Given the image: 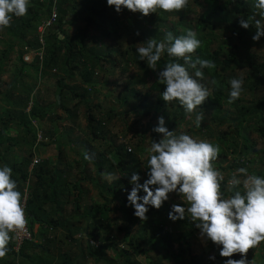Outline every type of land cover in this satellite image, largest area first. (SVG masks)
Instances as JSON below:
<instances>
[{"label": "trees", "instance_id": "trees-1", "mask_svg": "<svg viewBox=\"0 0 264 264\" xmlns=\"http://www.w3.org/2000/svg\"><path fill=\"white\" fill-rule=\"evenodd\" d=\"M255 2L188 0L187 7L179 12L157 9L155 13L144 16L128 9L117 13L114 6H108L107 0H29L25 16H13L10 26L0 28V76L7 62H10L11 68L14 66L13 70H6L12 72L6 87L2 88L0 79V167L7 165L12 169V179L22 194L21 203L25 201V216L33 236V241L25 243L17 253L14 235L10 233L7 255L0 258V264H88L89 261L120 264L110 257V251L120 255L124 260L121 264H137L133 259L140 257L151 264H165L168 260L174 264H185L184 256L191 249L187 240L191 242L200 233L195 227L199 221L193 222L190 215L183 220H170V223H175L177 231L181 232V228L185 230L184 234L175 237L174 226L170 228L165 223L166 216L169 219L171 212L167 204L163 203L159 209L148 205L146 214L154 213V218L146 221L134 215V208L127 197L133 187L130 183L133 173L141 177V184L148 179V163L142 169L140 161L147 131L140 133L137 130L140 137L133 150L128 144L117 143L113 133L114 122L125 120L131 113L163 117L169 131L186 122L189 115L178 101H163L161 93L165 85L157 75L167 63L184 64V59L171 57L165 51L156 71L148 67L146 59H140L136 49L140 46L138 44L145 43L149 38L163 40L168 32L179 37L186 35L188 30L196 31L201 46L189 54L191 63L199 57L212 60L215 68L203 69L201 79L195 77L198 65L197 69L186 67L193 78L210 90V95L198 106L195 115L202 111L204 119L210 121L202 133L203 138L220 148L219 162L213 161V166L218 165L223 171H228L221 181L222 195H234L237 189L230 191L228 180L231 173L239 168L264 177V147L258 148L256 140L242 131L246 121H254L255 132L264 140V37L259 41L252 39L256 31L255 19L264 23V18L259 16ZM193 7L198 10L194 11ZM53 13H57L56 21L45 27L41 35L40 27ZM191 13L195 15L192 19L189 17ZM241 18L249 20L248 29L240 26ZM93 29L98 35L91 34ZM217 32H229L230 36L224 43L234 42L231 51L226 54L212 49L219 37ZM124 33L128 42L132 40L127 47L119 41ZM60 34L64 38L61 39ZM104 39H115L118 46H112ZM30 54L36 56L27 61L26 57ZM114 54L129 67L136 68L138 73L131 86L118 93L116 106L113 103L114 107H106L105 103H96L92 93L100 84L97 72L116 69ZM150 75L154 81L148 93L137 90L138 85L146 86L142 77ZM28 78L30 82L26 80ZM51 78L56 80V100L47 103L31 80L43 82L47 79L46 83L51 85ZM232 78L243 80L242 93L244 97L252 95L251 99L239 98L228 103L229 81ZM213 80L217 82L215 85L211 83ZM153 96L156 100H151ZM81 105L86 109L88 126L85 132L88 139L76 136ZM45 122H52L58 127L43 131L41 127ZM65 122L71 126H65ZM225 125L229 126L228 131L221 129ZM99 141L108 144L104 151L97 153L93 142ZM66 144L75 154L80 147L94 154V159L90 161L80 154V179L74 177L72 164L67 163V158L63 156ZM42 147L59 150L58 165L41 160L32 167ZM129 148L131 151H128ZM222 164L225 166L222 167ZM90 166L96 168L98 179L88 176ZM105 172L121 175L114 184L106 182L104 189L101 187V195H112V201L120 203L118 208L112 209L109 198L102 195L105 205L95 204L83 211V201L89 194L81 185L88 180L101 183V173ZM239 190L242 191V185ZM139 195L142 197L145 193L141 191ZM113 213L122 215L116 228L119 234L125 235V249H120L117 238L111 236ZM37 225L39 230L36 233ZM175 244L178 245L176 250ZM238 254L232 257L219 255L210 264H226L228 259L239 260L241 255ZM254 264H264L261 253L255 256Z\"/></svg>", "mask_w": 264, "mask_h": 264}, {"label": "clouds", "instance_id": "clouds-1", "mask_svg": "<svg viewBox=\"0 0 264 264\" xmlns=\"http://www.w3.org/2000/svg\"><path fill=\"white\" fill-rule=\"evenodd\" d=\"M108 6H114L120 13L122 9L144 16L155 13L157 9L164 12H179L188 5V0H107ZM29 0H0V28L10 26L13 16L23 17L28 12ZM254 7L259 16L264 18V0H256ZM252 19H255L254 17ZM240 26L250 27L247 19L241 18ZM253 41L264 37V23L255 19ZM139 35V33H136ZM136 51L140 59H146L147 65L157 70L162 55L167 52L171 57L183 58L185 63L169 62L159 70L158 80L165 85L161 93L166 103L178 101L191 115L210 95V90L189 73L190 66L195 77L203 78V69L215 68L212 60L197 57L191 63V56L201 46L196 31L188 30L186 35L174 36L166 33L163 40L149 38L138 44ZM213 85L217 82L211 81ZM228 103L239 99L243 91V80L232 78L230 81ZM203 112L195 115V124L201 126ZM152 131L160 134L159 142L151 141L148 152V179L139 183L141 177L137 173L131 175V192L128 194L129 204L134 208V215L141 221L148 219V205L159 209L169 199L170 193L181 196L186 207L174 204L169 213L170 220H183L186 213L193 222L199 221L195 227L200 230L201 238H207L216 245H222L220 255L232 257L241 254V259H228L226 264H249L246 254L264 241V177L249 175L247 169L239 168L231 173L228 180L229 190L237 189L234 195L224 197L221 192V181L224 174L213 167L220 152L218 145L206 140H196L188 134L169 131L165 127L163 117L158 118V126ZM87 161L94 159V154L84 153ZM102 178L112 182L120 177L112 173H101ZM243 176V179L239 177ZM242 185V191L239 186ZM154 188V190H153ZM143 191L144 196L139 193ZM22 194L17 190V183L12 179V169L7 165L0 167V258L7 255L10 233L23 231L27 225L25 210L21 203ZM214 259V257H210Z\"/></svg>", "mask_w": 264, "mask_h": 264}, {"label": "rangeland", "instance_id": "rangeland-1", "mask_svg": "<svg viewBox=\"0 0 264 264\" xmlns=\"http://www.w3.org/2000/svg\"><path fill=\"white\" fill-rule=\"evenodd\" d=\"M194 11L198 10L197 8L193 7ZM191 19L195 17L194 14L191 13V15L189 16ZM72 18V17H71ZM71 18H69L68 20H71ZM92 35H98V32H96L94 29L91 33ZM125 35L122 36V39H120L119 41L122 42L124 44L125 47L129 46L130 41L132 42V40H127V34L124 33ZM217 34L219 35L217 42H214L212 45V49H218L220 51H222L224 54L228 53L229 51H231V46L234 44V42L229 41L230 43H224L227 41V37L230 36V33L227 32H217ZM104 42L110 44L112 46H118L116 44V40H107L104 39ZM43 54V53H41ZM36 56V54H30L28 55L29 60L28 61H32L33 58ZM14 57V56H13ZM115 57V61L117 63L116 69L113 70H108L105 73H102L100 71L97 72L96 77L98 78V80H100V84H98L95 88V90L92 93V96L96 99V103H105L106 107H114L112 104H115L116 96L118 95V93H121L124 91L126 86H131L132 81L134 80V76H136V74L138 73V70L136 68L133 67H129L120 56L114 54ZM10 62H7L6 67L4 68V73L0 76L1 82H2V88L6 87V84L9 83L11 81L12 78V72H6V70H8V68L10 69L11 67ZM14 69V66H12L11 70ZM158 70V67H157ZM156 70V71H157ZM52 79V78H51ZM142 79H144V81L146 82V86L143 85H138L137 86V90L142 91L144 93H148L149 91V86L152 84V82L154 81V78L150 76L145 77L143 76ZM27 81H29V78L26 79ZM30 82V81H29ZM31 82H33V85H37V89L39 90V93H42V97L44 98V100H47V103H52L55 102L56 97H55V93L53 92L51 85L47 84V79L43 80V82H35L33 80H31ZM52 82L55 83L56 80L53 78ZM80 82L78 81V84ZM1 97V96H0ZM239 98H246V99H251L252 95H247L244 97L243 93H241ZM151 100H156L155 96H153V98H151ZM177 101H173L171 103H175ZM116 106V104H115ZM2 108V103L0 100V111ZM80 117H79V123L80 126L79 128L76 129V136L79 135L81 137H83V139H88L86 136V130H87V122H86V109L85 107H83V105H81L80 108ZM122 110V108H120ZM63 112L61 111V114ZM160 116H158L157 118H152V116L149 117H144L143 114H134L131 113L129 117H127L125 120H119V121H115L114 122V127H113V133L115 135V139L117 140V143H125L128 144L129 147H131L133 150L135 149V145L138 143V139H139V134L137 133V130L140 131V133H144L145 130L146 135H145V141L143 143L144 146V150L142 151V153L140 154V161H141V165H143L142 169L145 168V165L148 163V152L147 149L150 147L151 145V141L149 140V138H151L152 140H155L156 142L158 140H160L162 138V136L154 131H152V129L156 126H158V118ZM152 122V123H151ZM210 124L209 120L204 119L201 122V126L197 127L195 124V112H193L190 116L186 117V122L179 125V127H175L173 129V131H177V134L179 133H185L190 135L191 137H193L196 140H204L203 137V132H205V127L207 125ZM65 126L70 125V123L65 122L64 123ZM150 125V126H149ZM232 125V124H231ZM71 126V125H70ZM52 127H58L55 124H53L52 122H45L44 125H42L41 130L43 131H50L52 129ZM151 127V128H149ZM231 127V126H230ZM135 129V131H134ZM221 129L228 131L229 126L225 125L223 126ZM255 124L254 121H246L244 124V128H242V131H244L243 134H248L253 140H256L257 144H258V148H262L264 147V140L260 139L259 135L255 132ZM41 133V132H40ZM213 137V139L215 138V135L211 136ZM239 140V137H238ZM94 146H95V151L97 153H99V151H104V149L107 147L108 142H104V141H99V142H93ZM67 147L63 149V156H65L67 158V160L71 159V163H74L75 160L77 161H82L81 155L80 154H84L85 153V149L84 148H78L77 151L78 153L75 154L71 147H68V144H66ZM41 152L40 155L41 157L37 158L39 161L43 160L44 157L45 158H51L54 157L55 159L60 155L59 150L56 147H51V148H41ZM96 157V156H95ZM231 157V156H230ZM229 157V158H230ZM216 162H219L218 159L215 160ZM225 164H222V167H224ZM80 167H82V165H80ZM214 168H216L217 170H219L221 173L224 174V176L228 173V171H223L222 169H220L218 167V165L213 166ZM96 168L94 166H90L89 172H88V176H97L96 175ZM252 171H250L248 174H251ZM77 174H80V171H77ZM117 177L121 178V175H117ZM119 178V179H120ZM244 177L240 178L243 179ZM118 179V180H119ZM108 181V180H107ZM117 180H114L112 183L114 184V182H116ZM111 200H109V205L112 209H117L119 206V202H113V196L111 195ZM164 204H167L169 206V209L172 211V206L174 204H179L180 206H183L184 201L182 200L181 196L178 195L177 193H170L169 194V199L167 201L164 202ZM148 218H154V213H148L146 214ZM186 215H188L186 213ZM166 216V215H165ZM122 215L121 213H113L112 215V234L111 236H114L115 238H117L118 240V245L120 249H125V235L124 234H119L118 232V228L117 227V220L121 219ZM165 223H167V226L169 225V227H173L175 225V223H170V219L167 218L165 219ZM178 228V226H177ZM38 229V227L36 228ZM173 231L175 234V237L180 234H184L185 230L183 228H181V232L177 231V229H175V226L173 227ZM189 243H191V249L190 251L184 256L185 258V264H210L214 259L217 258V256L220 255V251L222 249V245H216L214 244L212 241L208 240L207 238H201L200 233L195 235V237H193V240H191V242L189 240H187ZM263 243L261 242L257 247H255V249L253 251H249L246 254V259L249 261V264H254L255 262V256L258 255L259 253H261L262 258L264 259V250H263ZM175 250L178 248V245L175 244ZM241 255V254H238ZM110 256L112 258H114L116 261H118L120 264L122 263L121 257L120 255H118L117 253H115L114 251H110ZM210 257H214V259H210ZM242 258V257H241ZM240 258V259H241ZM192 259L197 260L196 262H193ZM135 262H137V264H151L149 260H147L144 257H140V258H136L133 259ZM90 264H94V263H90ZM165 264H174L173 261L168 260L165 262Z\"/></svg>", "mask_w": 264, "mask_h": 264}, {"label": "crops", "instance_id": "crops-1", "mask_svg": "<svg viewBox=\"0 0 264 264\" xmlns=\"http://www.w3.org/2000/svg\"><path fill=\"white\" fill-rule=\"evenodd\" d=\"M55 83H51V88H52V90H53V92L55 93ZM41 148L39 149V152L37 153V155H36V157L37 158H39V157H41V155H40V152H41ZM35 157V158H36ZM59 156L55 159L54 157H51V158H45L44 157V159L42 160V161H48L50 164H53V165H58V163H59ZM67 163H70V164H72V166H73V174H74V177L76 178V179H80L81 178V176H80V174H81V171H80V169H79V164L81 163L80 161H77V160H75V162L74 163H71V159H69L68 161H67ZM32 167H34L33 165H32ZM77 171H80V174H77ZM97 172V171H96ZM96 175L97 176H92L93 177V179H98L99 178V176H98V173H96ZM106 182H108L106 179H104V178H102L101 177V183H99V181H97V182H95L94 180L93 181H85V182H83V184L81 185V187L85 190V191H87V193L89 194V196H88V198H86L84 201H83V204H82V208H83V211H86L87 210V208H91L92 206H94L95 204H99V203H102L103 205H105L106 204V200L104 199L103 200V197H102V195H104L105 197H108L109 198V200H111V198L109 197V193L107 194V193H104V194H102L101 195V192H102V190H101V187H103V189H104V185H106L105 183ZM109 183V182H108ZM112 183H110V185H111ZM78 194V193H77ZM38 227V229H36ZM38 230H39V226L37 225L36 227H35V232L37 233L38 232ZM109 255H110V252H109ZM111 257V256H110ZM90 262L91 261H89L88 262V264H90ZM91 263H94V262H91ZM95 264V263H94Z\"/></svg>", "mask_w": 264, "mask_h": 264}, {"label": "built area", "instance_id": "built-area-1", "mask_svg": "<svg viewBox=\"0 0 264 264\" xmlns=\"http://www.w3.org/2000/svg\"><path fill=\"white\" fill-rule=\"evenodd\" d=\"M57 19V13H53L51 18L45 22V24L43 26L40 27L39 31L41 32V35L44 34L45 32V27H49L50 25H52ZM43 42V41H42ZM41 56H43V54H41ZM30 57H26V60L28 61ZM39 140H41V137H39ZM128 151H131V148L128 149ZM39 163V160L36 159L34 161V165H37ZM22 206L24 207V210L26 209V204H25V201L24 203L22 204ZM27 219V217H26ZM14 235V240H15V251L18 253L23 245L27 242H32L33 241V236L31 234V231H30V227H29V222H28V219H27V225L25 227V229L23 231H18V232H13L12 233Z\"/></svg>", "mask_w": 264, "mask_h": 264}, {"label": "water", "instance_id": "water-1", "mask_svg": "<svg viewBox=\"0 0 264 264\" xmlns=\"http://www.w3.org/2000/svg\"><path fill=\"white\" fill-rule=\"evenodd\" d=\"M60 38H61V39L64 38V35L60 34Z\"/></svg>", "mask_w": 264, "mask_h": 264}]
</instances>
